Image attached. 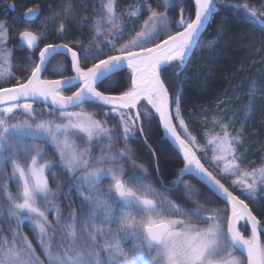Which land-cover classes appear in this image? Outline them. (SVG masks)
I'll use <instances>...</instances> for the list:
<instances>
[{
	"label": "snow or ice",
	"instance_id": "6c2138e0",
	"mask_svg": "<svg viewBox=\"0 0 264 264\" xmlns=\"http://www.w3.org/2000/svg\"><path fill=\"white\" fill-rule=\"evenodd\" d=\"M185 2L188 15L183 7L178 18L168 14ZM118 3L99 0L91 24L88 15L80 21L81 27L93 29L89 39L95 46L83 47L82 38L45 44L38 61L32 60L21 75L12 70L14 53L6 47L9 30L0 21V175L5 181L0 185V264H264V230L250 207L257 198L264 199V162L242 168L238 148L244 142L243 129L233 133L231 121L222 123L214 116L212 127L219 125V131H206L201 145L182 113L184 81L190 78L184 72L187 60L219 11L220 0H162L155 6L137 0L126 9ZM226 6L242 12L243 20L264 26V12L246 3ZM71 9L69 2L63 13L46 16L39 31L26 27L19 33V46L35 52L49 31L47 21L54 27V16L78 15ZM39 14V7H31L22 19L30 22ZM55 30L63 40L67 24L60 21ZM218 42L219 37L212 46ZM55 56L62 59L50 68ZM69 61L71 75L66 74ZM125 67L126 78L120 75ZM176 81L173 94L170 86ZM261 87L259 82L251 85L249 115ZM40 102L45 115L56 119L36 115L34 104ZM84 105L104 109L105 119H97ZM157 116L164 130L159 143L152 141ZM109 117L117 123L109 126ZM121 139L124 144L114 151ZM129 141L150 158L164 191L145 179L149 170L137 162ZM173 145L183 167L165 183L161 160L169 158ZM48 148L58 159L48 158ZM56 168L68 183H59L54 191L48 174L54 180ZM104 180L111 181L107 189L100 187ZM13 181L14 195L9 187ZM176 191L179 197L168 195ZM73 194L81 207L69 200L65 211L63 198ZM212 203L217 206L205 207ZM25 221L31 238L22 231ZM241 222L250 226V235L242 232ZM129 237L134 244L126 248Z\"/></svg>",
	"mask_w": 264,
	"mask_h": 264
},
{
	"label": "trees",
	"instance_id": "16d2710c",
	"mask_svg": "<svg viewBox=\"0 0 264 264\" xmlns=\"http://www.w3.org/2000/svg\"><path fill=\"white\" fill-rule=\"evenodd\" d=\"M71 2L72 13L78 15H69L65 18L62 15L54 16L56 24L53 27L51 21H47L49 31L47 35L42 37L41 42L35 52L30 53L24 47L19 46L18 36L26 27L33 31H39L45 28V17L53 13H63L64 8ZM137 0H119L118 7L126 9L130 5L136 3ZM153 6L157 3H162V0H150ZM248 4L256 9L258 13L264 12V0H220L219 11L211 17L207 30L200 38V45L195 48L187 66L184 69L185 74L190 77L184 81L183 94L181 97L182 113L192 135L196 136L200 144L203 145L206 141V131H219V125L212 127V119L214 116L220 117L222 123L231 121V129L233 133L243 129V143L239 146L238 151L243 153L242 168H253L264 162V26L245 21L242 19L243 13L237 12L233 8L226 5L229 4ZM14 5V8L11 7ZM99 5V0H0V21L4 22L8 28V39L6 47L13 50V58L11 60L12 70L15 75H21L23 70L30 65L32 60L38 61L39 49L48 43H63L75 39H83V47H87L90 43L95 46L94 41H90L89 37L93 32L90 26L81 27L80 21L85 15L89 16L88 24H91L92 19L98 15L93 12V6ZM31 7H39L40 14L37 18L30 22H25L23 18L25 11ZM185 8V15H188V4L177 3L176 7L169 11L170 16L178 18L181 8ZM163 11V8L160 9ZM194 17V8L191 12ZM147 17V13L141 17L139 23ZM264 19V17H261ZM127 20V18H125ZM67 24V30L64 33L63 40L57 39L56 28L59 27L60 21ZM127 23L131 24L130 20ZM139 23L137 30H139ZM107 35V32L104 33ZM125 38H129V33H125ZM134 35V32L131 33ZM219 37V42L212 46V43ZM166 37H161V39ZM103 39V37H101ZM122 42V41H121ZM75 46V45H74ZM62 59L61 56L54 57L51 68L57 60ZM128 73L123 70L120 74L125 77ZM67 75H71L70 61L68 65ZM58 78V77H47ZM126 78V77H125ZM14 82V80L12 81ZM253 82H259L262 86L255 93L254 112L249 115L247 107L250 103V88ZM179 81L174 82L171 87V92L174 94ZM72 89L71 91H74ZM71 91L65 94L70 95ZM37 109L36 115H43L45 119H56V116H47L46 107L39 104H34ZM85 110L94 112L97 119H105L104 109H97L92 105H84ZM79 110V109H74ZM58 116V113H57ZM24 119L23 115L18 117ZM15 122V121H12ZM117 123L115 119L109 117L107 124L112 126ZM162 139V130L159 121L155 118L152 124V141L159 143ZM26 143L43 144V141H25ZM106 144V141L104 142ZM131 149L137 154V162L143 163L148 168L146 180H151L160 190L159 182L156 179L154 168L150 162V158L142 152L138 151V145L132 141L128 142ZM124 141L118 140L115 144L114 151L121 147ZM99 149V146L95 149ZM98 153V152H97ZM48 158L58 159L52 155V149L48 148L46 152ZM198 155L203 156L202 153ZM208 158L211 151L208 152ZM23 157V154H21ZM43 162V161H41ZM183 167V162L176 151L170 147L169 158L161 160V173L165 183L175 179L176 172ZM56 173L55 179L52 178V173L48 174L51 188L55 191L59 183L67 185L68 177L60 169H53ZM130 173H126L128 175ZM7 175L11 176V166H7ZM193 184H198V181L191 176H185ZM4 178L0 175V185L4 183ZM108 180H104L100 187L106 189ZM12 194L17 192L16 183H9ZM183 188V185L180 186ZM207 193V189H204ZM264 192V189L261 190ZM169 196L179 197V191L169 192ZM63 197V192H61ZM69 200L72 201L74 207H81L80 198L73 194L71 197L63 198V207L65 211L68 208ZM183 203L182 200L179 201ZM259 202V203H258ZM6 203V201H5ZM204 203L203 200L200 201ZM216 203L207 204L205 207H216ZM254 215L262 222L264 228V199H259L250 205ZM87 210V209H85ZM54 216L55 213L53 212ZM207 215V213H205ZM52 216L49 217L51 219ZM242 232L247 236L248 228H241ZM22 231L32 237L29 231V223L24 222ZM264 239V237H262ZM35 243V241H34ZM128 248L133 247L128 241L124 243Z\"/></svg>",
	"mask_w": 264,
	"mask_h": 264
},
{
	"label": "water",
	"instance_id": "95a60500",
	"mask_svg": "<svg viewBox=\"0 0 264 264\" xmlns=\"http://www.w3.org/2000/svg\"><path fill=\"white\" fill-rule=\"evenodd\" d=\"M193 19H194V17H193ZM211 19V18H210ZM208 25H209V23L207 24V26H206V30H207V27H208ZM205 30V31H206ZM205 31H203V34L205 33ZM202 34V35H203ZM202 35L200 36V38L202 37ZM18 40H19V36H18ZM25 49H26V46L24 47ZM27 50V49H26ZM28 51V50H27ZM28 52H30V51H28ZM30 53H33V52H30ZM193 53V52H192ZM192 53H191V55H192ZM38 56H39V53H38ZM191 57V56H190ZM189 60V59H188ZM188 60H187V62H188ZM124 70H127V68L125 67V69ZM128 71V70H127ZM72 73V72H71ZM35 104H39V105H43V106H45L42 102H40V103H35ZM72 110H74V109H72ZM157 119H158V116L156 117ZM158 121H159V119H158ZM161 127V126H160ZM161 130H162V134H163V128L161 127ZM164 139H166V137H163ZM175 151H176V153H178V151H179V149H178V146H171ZM180 158H181V160H182V156H179ZM196 180V179H195ZM241 226H243V222H241ZM249 227V230L251 231V229H250V226H248ZM262 230H264V228L262 227Z\"/></svg>",
	"mask_w": 264,
	"mask_h": 264
},
{
	"label": "rangeland",
	"instance_id": "374dc122",
	"mask_svg": "<svg viewBox=\"0 0 264 264\" xmlns=\"http://www.w3.org/2000/svg\"><path fill=\"white\" fill-rule=\"evenodd\" d=\"M100 149H97L96 151L99 152ZM211 158V155L209 156V159ZM77 175H80V173H77ZM111 183L110 180H108V186L109 184ZM108 186L106 187V189L108 188ZM14 195V194H13ZM259 203V202H258ZM113 228H115V224L113 225ZM241 228H244V226H241ZM248 228V235H250V230H249V227L247 226ZM126 241H128L130 244H134V240L133 238L129 237ZM124 247L128 248L125 244H124ZM148 257H145V259H147Z\"/></svg>",
	"mask_w": 264,
	"mask_h": 264
},
{
	"label": "bare ground",
	"instance_id": "6f19581e",
	"mask_svg": "<svg viewBox=\"0 0 264 264\" xmlns=\"http://www.w3.org/2000/svg\"><path fill=\"white\" fill-rule=\"evenodd\" d=\"M56 57V56H55Z\"/></svg>",
	"mask_w": 264,
	"mask_h": 264
}]
</instances>
